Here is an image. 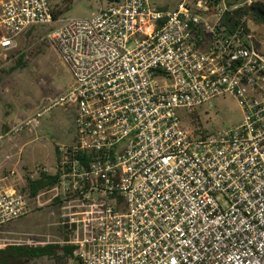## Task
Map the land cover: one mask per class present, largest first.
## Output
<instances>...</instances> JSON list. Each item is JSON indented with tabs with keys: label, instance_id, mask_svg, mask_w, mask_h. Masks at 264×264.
<instances>
[{
	"label": "built area",
	"instance_id": "obj_1",
	"mask_svg": "<svg viewBox=\"0 0 264 264\" xmlns=\"http://www.w3.org/2000/svg\"><path fill=\"white\" fill-rule=\"evenodd\" d=\"M256 1L163 11L119 0L58 20L49 0L1 4L0 56L31 27L54 26L49 39L74 81L11 133H35L57 106L77 113L72 142L57 147L61 181L36 199L0 192V227L60 196L87 213L81 238L68 239L78 264H264V38L251 19L248 30L224 24ZM225 94L244 120L201 135L188 116Z\"/></svg>",
	"mask_w": 264,
	"mask_h": 264
},
{
	"label": "rangeland",
	"instance_id": "obj_2",
	"mask_svg": "<svg viewBox=\"0 0 264 264\" xmlns=\"http://www.w3.org/2000/svg\"><path fill=\"white\" fill-rule=\"evenodd\" d=\"M181 1L149 0V3L159 10L172 11ZM66 2L50 0L55 11L63 10L65 19L90 18L108 5L107 0H73L71 8L65 9ZM49 33V27L39 29L37 34L27 31L16 41L15 47L0 56V178L5 177L2 183H9L21 192L27 187L29 174L37 175L42 168L54 172L58 159L56 148L71 143L75 133L76 107L60 106L44 113L35 133H11L15 126L51 106L74 83ZM21 57L23 65L18 63ZM189 118H195L200 128L217 131L240 124L244 113L237 99L225 94L206 102ZM50 198L40 201L45 203L42 207L32 201L33 208L28 216L0 229V248L11 244L41 245L80 239L82 235L75 232L87 213L76 201L59 206ZM85 210L91 211L87 206ZM8 264L59 263L51 257H22ZM60 264H66V260Z\"/></svg>",
	"mask_w": 264,
	"mask_h": 264
},
{
	"label": "trees",
	"instance_id": "obj_3",
	"mask_svg": "<svg viewBox=\"0 0 264 264\" xmlns=\"http://www.w3.org/2000/svg\"><path fill=\"white\" fill-rule=\"evenodd\" d=\"M66 1L67 2H66L65 9H70L71 8L70 6L72 5L73 0H66ZM118 1L119 0H107L108 5L106 7L116 4L118 3ZM51 8H52V12H53V16L55 20L65 19L62 16L63 10L55 11L52 5H51ZM104 8H102L100 11H102ZM249 19H251L259 28H261L258 35L261 38H264V27H263L264 26V2L263 1L257 0L252 5H248V6L240 8L233 15L225 16L224 24L226 25L228 32H234L239 29L240 24H242L243 27L247 29ZM43 27H49L50 33L54 30V26L35 25L31 27L28 30V32L37 34L38 30ZM8 59H11V55L8 57ZM1 63H2V60H0V64ZM18 63L19 65L24 64V62L22 61V57L20 58ZM193 113H195V111ZM193 119L194 121H192V123L195 124V118ZM200 131H201L200 134L203 136L210 135L216 132V130L208 131L204 128L200 129ZM56 152H57V148H56ZM61 178L62 177H61L60 171L56 172L55 174L49 173V172H40L37 175L29 174V176L26 177L27 187L24 189V192L22 193L27 194L28 197L31 199H36L38 195H40V193L44 192L48 194L56 186V184H58L61 181ZM52 201L54 205L62 206L64 204V200L60 196H57ZM69 240L67 242H51V243H46V244H41V245H27V244L7 245L4 248H0V264H8L13 260L15 261L22 257H26L29 259H35V258H41V257H51L59 264L61 263V261H64V260H66V264H68V261L70 259L71 260L77 259V256H76L77 246L75 244L68 243Z\"/></svg>",
	"mask_w": 264,
	"mask_h": 264
},
{
	"label": "crops",
	"instance_id": "obj_4",
	"mask_svg": "<svg viewBox=\"0 0 264 264\" xmlns=\"http://www.w3.org/2000/svg\"><path fill=\"white\" fill-rule=\"evenodd\" d=\"M7 1H9V0H0V5L1 4H3V3H5V2H7ZM19 40V39H18ZM21 155V154H20ZM10 157V156H9ZM1 164V163H0ZM47 170V169H46ZM48 171V170H47ZM53 171V170H52ZM48 172H50V173H52L51 171H48ZM5 180V177L4 178H0V192H2V191H5V190H9V189H13L14 187L11 185V184H9V183H2L3 181ZM17 190V189H16ZM17 221V220H16ZM12 223H14V222H12ZM12 223H10V224H12ZM9 224H7V225H5V226H2V227H0V229H2L3 227H6V226H8ZM74 261V262H73ZM77 261V260H76ZM68 264H76L75 263V260H69V263ZM77 264H78V261H77Z\"/></svg>",
	"mask_w": 264,
	"mask_h": 264
}]
</instances>
